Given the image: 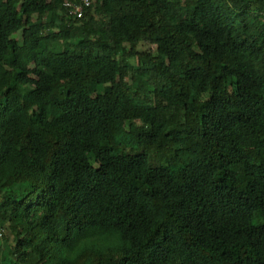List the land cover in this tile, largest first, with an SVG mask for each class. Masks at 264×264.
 <instances>
[{
  "label": "trees",
  "instance_id": "16d2710c",
  "mask_svg": "<svg viewBox=\"0 0 264 264\" xmlns=\"http://www.w3.org/2000/svg\"><path fill=\"white\" fill-rule=\"evenodd\" d=\"M63 1L0 0V264H264V0Z\"/></svg>",
  "mask_w": 264,
  "mask_h": 264
},
{
  "label": "clouds",
  "instance_id": "9594fccd",
  "mask_svg": "<svg viewBox=\"0 0 264 264\" xmlns=\"http://www.w3.org/2000/svg\"><path fill=\"white\" fill-rule=\"evenodd\" d=\"M66 2H70L71 5H67ZM94 0H64V6L69 10V13L75 15L76 17H83L85 8L90 7ZM80 8V13L75 12V8Z\"/></svg>",
  "mask_w": 264,
  "mask_h": 264
},
{
  "label": "rangeland",
  "instance_id": "374dc122",
  "mask_svg": "<svg viewBox=\"0 0 264 264\" xmlns=\"http://www.w3.org/2000/svg\"><path fill=\"white\" fill-rule=\"evenodd\" d=\"M142 46H146V48H151L153 45L152 44H149L148 42H147V44L145 45V44H142ZM142 160H143V164L144 165H147V163H148V158H147V155H142ZM8 234V231L7 230H5V232H3V238L6 236ZM1 237V238H2Z\"/></svg>",
  "mask_w": 264,
  "mask_h": 264
},
{
  "label": "built area",
  "instance_id": "2783aa9c",
  "mask_svg": "<svg viewBox=\"0 0 264 264\" xmlns=\"http://www.w3.org/2000/svg\"><path fill=\"white\" fill-rule=\"evenodd\" d=\"M66 4H67V5H71L70 2H66ZM80 11H81V10H80L79 7L75 8V12H79V13H80ZM3 232H5L4 228L0 227V237L3 236Z\"/></svg>",
  "mask_w": 264,
  "mask_h": 264
}]
</instances>
